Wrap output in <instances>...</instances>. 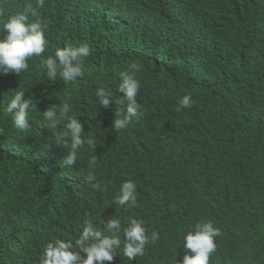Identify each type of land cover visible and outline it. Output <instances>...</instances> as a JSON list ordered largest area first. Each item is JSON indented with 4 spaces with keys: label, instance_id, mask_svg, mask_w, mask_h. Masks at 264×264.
<instances>
[{
    "label": "trees",
    "instance_id": "obj_1",
    "mask_svg": "<svg viewBox=\"0 0 264 264\" xmlns=\"http://www.w3.org/2000/svg\"><path fill=\"white\" fill-rule=\"evenodd\" d=\"M29 3L0 0V28ZM39 12L45 57L68 43L91 55L67 84L48 81L40 58L0 75V264H39L48 242L79 237L86 214L141 218L160 234L145 255L118 251L110 264H179L185 231L206 219L222 233L210 264H264V0H45ZM133 62L144 69V115L117 133L115 87ZM101 87L113 97L107 109L96 103ZM18 88L34 104L26 132L2 111ZM186 94L192 107L177 111ZM65 102L97 139L72 167L42 114ZM92 155L101 166L89 181ZM128 179L131 208L114 202Z\"/></svg>",
    "mask_w": 264,
    "mask_h": 264
},
{
    "label": "clouds",
    "instance_id": "obj_2",
    "mask_svg": "<svg viewBox=\"0 0 264 264\" xmlns=\"http://www.w3.org/2000/svg\"><path fill=\"white\" fill-rule=\"evenodd\" d=\"M44 6L45 0H35L34 6L29 3L23 11L9 15L2 22L0 31L5 32V35L0 38V75L15 73L20 76L29 71L30 60L40 58V68L46 72L48 81L61 78L66 84L75 82L83 75L85 60L91 55L90 46L86 43H68L45 57L49 46L45 35L48 25L42 21L39 12ZM3 15L4 9L0 8V16ZM143 70L141 64L133 62L128 70L119 73V83L115 88L123 97L115 100L119 107L112 125L117 133L128 129L144 115L143 105L137 100L142 87L137 74ZM94 95L97 105L106 109L113 101L110 91L105 87L96 89ZM24 96L25 90L18 88L11 92L10 100L2 108L3 115L10 117L11 124L19 132L30 129V113L34 106L32 100ZM192 105L191 94H186L178 101L176 110L183 111ZM42 114L45 126L54 133V143L68 149L62 161L63 166L75 165L85 145L95 151L97 139L85 134L84 124L73 112L70 103L53 106ZM56 129L60 130L57 132ZM100 166L98 156H90L89 181L95 180L94 170ZM114 202L121 207H134L137 203L136 182L131 179L122 182ZM125 219L126 225L117 215L106 220L99 216L97 222V217L86 214L82 218L83 227L79 237L48 242L39 256V264H110L118 251L129 261L145 255L147 248L159 240V232L149 231L141 218L129 216ZM221 234L220 227L212 219L189 226L183 235L184 254L179 264H210V258L217 251L216 238Z\"/></svg>",
    "mask_w": 264,
    "mask_h": 264
}]
</instances>
